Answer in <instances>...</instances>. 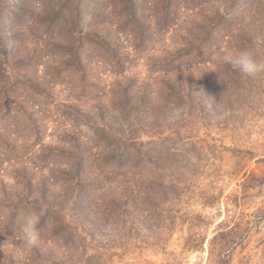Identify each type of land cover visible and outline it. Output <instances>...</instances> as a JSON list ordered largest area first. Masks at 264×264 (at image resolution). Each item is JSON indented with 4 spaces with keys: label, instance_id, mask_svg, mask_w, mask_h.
<instances>
[{
    "label": "rangeland",
    "instance_id": "374dc122",
    "mask_svg": "<svg viewBox=\"0 0 264 264\" xmlns=\"http://www.w3.org/2000/svg\"><path fill=\"white\" fill-rule=\"evenodd\" d=\"M248 47L264 0H0V264H264Z\"/></svg>",
    "mask_w": 264,
    "mask_h": 264
},
{
    "label": "clouds",
    "instance_id": "9594fccd",
    "mask_svg": "<svg viewBox=\"0 0 264 264\" xmlns=\"http://www.w3.org/2000/svg\"><path fill=\"white\" fill-rule=\"evenodd\" d=\"M218 61L229 63L238 68L240 73L249 79L255 80L264 75V57L260 55L256 47H248L235 53H226L217 56ZM47 214V207L41 206L21 217L20 230L24 243L28 247L36 246L41 238L42 220ZM50 226V221L47 222ZM4 247V245H3Z\"/></svg>",
    "mask_w": 264,
    "mask_h": 264
}]
</instances>
